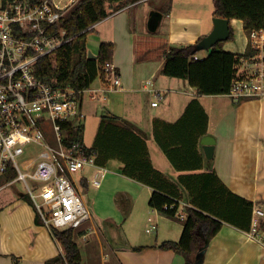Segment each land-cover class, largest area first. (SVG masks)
<instances>
[{"label": "crops", "instance_id": "obj_1", "mask_svg": "<svg viewBox=\"0 0 264 264\" xmlns=\"http://www.w3.org/2000/svg\"><path fill=\"white\" fill-rule=\"evenodd\" d=\"M143 1L133 0L93 26L98 44L94 54H99L102 42L114 43L112 61L122 84L104 92L101 89L109 84L97 77L90 85L97 90L96 98L88 92L83 94L82 138L91 124L96 132L93 146L104 116H117L139 128L152 164L176 183L182 194L176 218L185 219L190 205L189 192L179 176L211 169L232 192L252 200L253 209L264 208V101L201 94L188 79L163 73L171 46L195 44L202 38L195 55L205 58L209 54L206 38L218 17L214 15V2L205 14L204 7L194 9L196 0H154L151 10L160 16L156 29L147 32L145 26H137L140 18L133 11ZM234 21L240 22L236 30ZM229 26L233 39L223 47L243 54L248 47L243 21L229 19ZM155 101L157 105L152 104ZM208 136L214 139L210 158L203 142ZM201 165V169H193ZM102 166L107 172L100 187L90 183L94 168H87L79 179L75 175L79 188L89 189L91 185L97 189L93 200L86 202L93 219L76 229L82 240L75 237L83 264H186L183 254L160 247L165 240H179L183 225L150 206L154 188L125 174L124 162L118 157ZM171 189L177 191L174 186ZM119 193L121 204L113 207L109 198ZM124 222L131 227L138 224L141 235H114ZM96 250L104 254L100 261ZM61 253L60 243L27 195L17 192L0 200V264H45ZM201 259L200 264H264V239L224 222Z\"/></svg>", "mask_w": 264, "mask_h": 264}, {"label": "built area", "instance_id": "obj_2", "mask_svg": "<svg viewBox=\"0 0 264 264\" xmlns=\"http://www.w3.org/2000/svg\"><path fill=\"white\" fill-rule=\"evenodd\" d=\"M80 1L0 0V176L7 181L4 186L24 182L44 225L52 233L54 228L77 229L93 219L75 175L94 168L90 183L100 187L107 172L97 164L95 153L86 152L79 142L67 143L69 132L65 127L66 122L84 120L82 96L88 92L96 98L97 90L91 86L77 89L56 85L37 73L42 57L55 56L73 38L67 36L61 23ZM248 45L254 54L241 59L227 94L236 101H264V28L250 32ZM104 71L109 86L102 91L121 86L113 61L105 63ZM49 123L53 143L44 133ZM33 144L41 150L33 152ZM27 153L33 154L19 162L18 157ZM12 171L15 176L9 177ZM170 207L173 205H165V209ZM249 233L264 239V208L253 209Z\"/></svg>", "mask_w": 264, "mask_h": 264}, {"label": "trees", "instance_id": "obj_3", "mask_svg": "<svg viewBox=\"0 0 264 264\" xmlns=\"http://www.w3.org/2000/svg\"><path fill=\"white\" fill-rule=\"evenodd\" d=\"M133 0H81L64 17L62 26L67 36L73 37L57 50L54 57H42L37 73L44 80L77 89L88 88L97 77L105 83L104 65L112 61L115 45L102 42L96 58L89 57L88 35L94 25L109 14L132 3ZM214 15L229 19H241L247 35L254 29L264 28V0H213ZM233 29L225 39L211 44L205 58L195 59L201 39L195 44L171 46L163 73L189 80L198 92L206 95L227 94L237 76L241 59L251 58L254 50L248 45L243 54L226 50L224 43L233 38ZM68 142H79L86 152L96 154V162L104 165L110 158L118 157L124 162L123 172L154 188L149 200L151 207L174 217L182 194L177 184L166 178L154 167L146 140L140 129L117 116H104L92 147L86 146L82 123L66 122ZM166 149V148H164ZM202 165L193 169H201ZM10 172L9 177H14ZM179 181L187 188L190 205L183 222L179 240H165L163 249H173L186 258V264H194L206 249L209 241L220 231L224 222L250 230L253 201L232 192L218 177L215 170L181 174ZM174 186L177 191L171 189ZM165 205H169L165 209ZM62 247V253L45 264H83L80 247L75 239L76 229H53Z\"/></svg>", "mask_w": 264, "mask_h": 264}, {"label": "rangeland", "instance_id": "obj_4", "mask_svg": "<svg viewBox=\"0 0 264 264\" xmlns=\"http://www.w3.org/2000/svg\"><path fill=\"white\" fill-rule=\"evenodd\" d=\"M155 5V1L154 0H145L143 2H140V4L137 7L133 8V11H135L138 15L140 20L136 21L137 26L140 27L142 29L143 26H145V29L147 32H150V20L151 18L154 16L155 12H153L151 10V8ZM204 7V12L205 14L207 13V9L209 8H213V0H196V5L194 7V9H202ZM189 9H193L191 7H189ZM240 26V22H232V27L234 28V30L237 29V27L239 28ZM239 30V29H238ZM96 32L95 31H91L88 35V51H92L93 53L95 51L98 50V44H97V40H96ZM233 38L229 39L232 40ZM206 48V47H205ZM201 55V52L200 54ZM54 57V56H52ZM91 120V118L89 119V121ZM51 124L49 123L46 126V130H44L45 135L47 136V139L53 143L54 142V132L51 128ZM95 130L92 127L91 124L87 125V128L85 130V133L83 136V141L84 144L86 143L87 146H92L93 144V139H94V135H95ZM85 144V145H86ZM30 149L33 152H39L41 149H37L36 145H30ZM33 153H27L24 156H19L18 157V161L21 162L24 159L31 157ZM79 177H81V173H77V179H79ZM7 181H5L3 179L2 176H0V186H3V188L0 190V200L7 197V196H13L15 193L17 192H22L25 195L28 196V198L31 199L28 191H27V187L24 184V182L22 181H16L13 184L4 186V184ZM82 194L83 199L85 200V202L89 203V201L93 200L94 194L97 192V189L93 186L90 185L89 189H85L84 187H80L79 188ZM121 200H122V195L119 194H113L112 198H109V202L113 205V207L115 206H120L121 204ZM32 201V199H31ZM86 203V204H87ZM110 203L109 205H106L107 209L110 208ZM88 205V204H87ZM113 211V209H112ZM139 218V214L137 215V219ZM175 220H177V222L179 224L183 225L184 219H179L174 217ZM138 221V220H137ZM128 222H124L120 227L117 228V230L114 231V235H118V234H128V235H135V236H140L141 235V228L138 224H136V226H128L129 223ZM108 229V228H105ZM113 235L112 232H109V236ZM76 239L81 242V238L76 234ZM84 252V256L86 257L87 253L85 251V248L83 249ZM96 254H97V258L99 259V261L101 260V258L104 256L103 253L100 252V250H96ZM87 257H86V261H87ZM88 262V261H87ZM87 264V263H86Z\"/></svg>", "mask_w": 264, "mask_h": 264}, {"label": "water", "instance_id": "obj_5", "mask_svg": "<svg viewBox=\"0 0 264 264\" xmlns=\"http://www.w3.org/2000/svg\"><path fill=\"white\" fill-rule=\"evenodd\" d=\"M160 13H155L154 16L150 20V29L155 30L158 25ZM230 32L229 26V18L226 17H217L215 21V28L213 32L206 38V43L211 45L216 41L225 39ZM89 57L96 58L97 54H94L92 51H89ZM205 144L206 155L210 158L213 156V146H214V139L210 136L204 138L203 140ZM201 257L199 255L198 260L194 264L201 263Z\"/></svg>", "mask_w": 264, "mask_h": 264}]
</instances>
